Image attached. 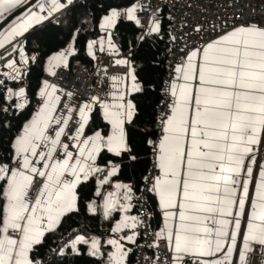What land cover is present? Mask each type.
<instances>
[{
  "label": "snow or ice",
  "instance_id": "1",
  "mask_svg": "<svg viewBox=\"0 0 264 264\" xmlns=\"http://www.w3.org/2000/svg\"><path fill=\"white\" fill-rule=\"evenodd\" d=\"M46 3L39 0L34 6L32 0H0V48L15 42L13 51L19 52L21 65L29 59L23 42L39 52L51 41L60 22L54 13L74 28L77 10L86 7L78 0ZM142 7L113 8L103 17L100 28L108 34V46L114 52L110 30L122 19L143 28L136 16ZM161 20L154 16L147 32L138 37L141 48L147 37L162 31ZM95 43L88 44L89 55L94 56ZM99 43L104 51V39ZM72 52L70 46L49 56V74L55 76V69L67 67ZM134 59L116 61L128 71L126 76L111 77L113 91L104 101L93 97L91 102L75 105L68 92L69 102L58 112V89L44 82L42 106L12 145L15 166L0 160V264H41L36 256L46 245L47 234L79 210L78 185L101 171L97 158L104 152L114 156L131 152L126 125L133 122L136 105L129 97L143 90ZM5 66L11 70L4 73L5 78H22L16 61L9 60ZM174 73L170 114L162 120V134L154 145L158 174L149 189L158 198L165 221L157 239L171 246L175 264H264V21L233 26L202 48L185 53ZM13 96L16 106L24 107V89L8 88L3 99ZM94 104L102 110L105 131L85 135ZM74 111L79 127L68 139L74 141L75 151L62 140ZM117 172L113 164L108 176ZM107 182V178L102 181ZM115 188L123 190L125 203L117 206L115 194L108 193L103 204L105 218L113 212L127 213L134 206L131 185L117 183ZM89 210L96 212L91 204ZM138 223L137 217L125 215L111 231L135 230ZM134 237L135 232L108 239L113 250L107 253V264H128L129 249L121 241L135 242ZM87 243L77 236L65 246L78 254L77 245ZM65 246L52 249L46 264H62ZM100 247V241L93 238L90 254H100Z\"/></svg>",
  "mask_w": 264,
  "mask_h": 264
},
{
  "label": "trees",
  "instance_id": "2",
  "mask_svg": "<svg viewBox=\"0 0 264 264\" xmlns=\"http://www.w3.org/2000/svg\"><path fill=\"white\" fill-rule=\"evenodd\" d=\"M135 0H78L86 7L77 10V22L75 27H70L63 16L56 24V30L52 33L49 44L41 51H33L34 45L25 42V52L37 59L31 63L26 82L13 84V86L27 84V94L30 103L22 109H18L14 101H6L1 97L6 110L0 115V160L10 164L13 160V143L16 136L22 131L23 126L30 119L35 109L37 93L41 87V81L45 74L44 62L52 54L64 48L74 34L76 54L70 59V67L76 64L83 65L89 74L94 68L93 60L87 54V43L100 36V22L111 9H126ZM162 31L147 37V43L140 47L138 37L144 30L132 21L122 19L115 27V39L123 52H129L130 59L134 56V64L142 91L132 96L136 105L133 122L126 125L127 138L131 152L123 153L121 156H114L104 152L98 158L100 167H106L109 163L120 166L118 179L130 182L135 193L142 187L143 179L150 166L151 142L157 137L158 107L162 100V88L166 77V60L163 53L167 47L168 17L164 10L162 15ZM135 41V43L133 42ZM143 69V71H140ZM88 133L95 130L105 131V121L99 109L91 114ZM94 121V122H93ZM134 157V158H133ZM3 182H0L2 184ZM97 184V173L81 183L77 188L78 211L64 217L60 226L47 234L46 245L40 249L36 256L41 264L52 256V249L60 248L70 244L79 235L87 238H99L102 242L113 236L111 230L115 218L106 219L102 213L91 212L89 205L94 204L100 198ZM150 209L154 212L152 225L158 229L161 224L160 214L157 209L155 196L150 198ZM79 253L69 251L67 246L63 248L65 256L62 264H107V253L109 247L102 243L100 256H93L88 252V245L77 246Z\"/></svg>",
  "mask_w": 264,
  "mask_h": 264
},
{
  "label": "built area",
  "instance_id": "3",
  "mask_svg": "<svg viewBox=\"0 0 264 264\" xmlns=\"http://www.w3.org/2000/svg\"><path fill=\"white\" fill-rule=\"evenodd\" d=\"M142 5L139 20L143 29H148L154 16L162 18L164 10L168 17L167 47L163 53L166 60V77L162 88V100L158 107L157 137L151 142L150 166L145 175L142 187L134 195V213L139 221L135 230L125 229L117 233L118 237L133 235L136 245L128 257V264H174L173 254L166 240L157 239L158 230L152 225L154 212L150 209V198L155 196L149 189L152 187L154 176L158 174L156 167L157 151L154 145L161 137L162 120L170 114L173 102L171 84L174 80V68L184 58L185 53L199 47L202 48L206 42L215 39L219 35L230 31L233 26L248 21H264V0H135ZM199 28V30H197ZM175 37V39H172ZM14 46L6 47L0 51V115L6 106L1 101L5 95L8 85L4 73L8 72L5 66L9 60L20 59L18 51H13ZM111 73L125 74L124 66L111 65ZM43 82L58 86L86 101H92L98 91V82L93 74L87 69L76 64L71 68H59L56 75L44 76ZM41 103L35 102L36 108ZM23 108V107H22ZM18 108V109H22ZM79 126L72 123L67 129L68 135ZM14 163V149L13 160ZM104 178L108 177V169L102 172ZM37 190L34 183L33 192ZM191 259L190 257H185Z\"/></svg>",
  "mask_w": 264,
  "mask_h": 264
},
{
  "label": "crops",
  "instance_id": "4",
  "mask_svg": "<svg viewBox=\"0 0 264 264\" xmlns=\"http://www.w3.org/2000/svg\"><path fill=\"white\" fill-rule=\"evenodd\" d=\"M32 1H33V0H32ZM38 2H39V0H38L36 3H34L33 5L35 6ZM133 4H137V5H139V3H137L136 1H134V3H132L129 7H131ZM49 5H50V0H47L46 6H49ZM129 7H127L126 9H128ZM115 9H117V8H115ZM126 9H117V10H119V11H125ZM18 10H19V9H18ZM18 10H17V11H18ZM33 10H34V9H33ZM109 13H110V12H109ZM139 14H140V11H138V12L136 13L137 18L139 17ZM54 16H56V17H58V18L61 17L60 13H54ZM138 19H139V18H138ZM102 20H103V18H102ZM102 20H101V22H102ZM101 22H100V23H101ZM132 22L135 23V21H132ZM139 27H140V26H139ZM142 29H143V28H142ZM143 30H144V32H147L148 29H143ZM114 31H115V28L110 30V32H111V41H112V44H114V45H115V48H116V51H115V52H114L112 49L109 48V46H108V42H107V41H108V34H107L104 30H102L101 28H100V36H99L97 39L90 40V41L87 43V54H88V56H89V57L93 60V62H94V68H93V72H92V74L95 76V78H96V80H97V82H98V91H97L95 97H99L101 101H104V100H106V99H110V97H109L108 94H109V92L113 91V88H112V84H113V82H112V80H111V77H113V76H117V77L126 76V73H127V71H128L127 66H125V65H123V64H117V63H116V61H117V60H120V59H125V58H129V59H130V54H129V52H123V51L120 49L119 44L117 43V41H116V39H115V33H114ZM75 38H76V34L73 35V37L71 38V40L67 43V45H66L64 48H62L61 50H59V51H63V50H65V49L69 48L70 46H71L72 49H73L72 54L69 55V57H68V64H67V67H62V68H71V67H70V59L76 54ZM101 38L104 39V51H100V43H99V41L101 40ZM93 41L96 42V43L94 44V46H93V53H94V56H93V55H89V53H88V44H89L90 42H93ZM14 43H15V42H13V44H7L4 48H0V51H1L2 49H5L6 47L14 46ZM22 46H23V48H24V54H25V56L29 58V59H28V62H27L26 64H24V65H21V64H20V59H16V60H14V61H16V66L19 67V68H21V70H22V78L19 79V80H15V81H14V80H10V79L5 78V81H6L7 85H8V88L13 89V91H19L20 88H23V89H24V96H25V98H26V102L24 103V106H26V105H28V104L30 103V100H29V98H28V94H27V84L24 83V84H22V85H18V86H15V85L13 86V84H18V83L26 82V77H27V74H28V71H29L30 65H31V63L34 62L35 60H32V59L26 54V52H25V42L22 43ZM54 54H55V53H54ZM54 54H52V55H54ZM50 56H51V55H50ZM47 60H48V58H47V59L45 60V62H44V68H45V74H44V76H50V74H49V72H48V70H47V69H48ZM111 65L124 66V67H126L127 71H126L125 74L111 73V72L109 71V67H110ZM58 69H59V68H58ZM58 69H55V71L58 70ZM10 71H11V70L8 68V72H10ZM43 84H44V82L41 81V87H40V89H39V91H38V93H37V96H36V101H39V102L41 103L40 107L42 106V103H43L42 98L40 97V91H41V88L43 87ZM56 87H57V89H58L57 95H60V96H61V103H60V105L57 106V111L59 112V110L62 108V105H63L65 102H69V101L67 100V96H66V93H68V91H66V90H64V89H62V88H60V87H58V86H56ZM8 88H7V89H8ZM5 94H6V93H5ZM134 94H136V93H133V94L130 95L129 98H130L131 100H132V96H133ZM73 100L75 101V105H80V104H82V103H84V102H91V101H86V100L82 99L81 97H79V96H77V95H75V94H73ZM6 101H14V103L17 104V98L14 97V96H13L10 100H6ZM36 101H35V102H36ZM35 102H34V105H35ZM132 102H133V101H132ZM40 107H39V108H40ZM17 108H18V107H17ZM39 108H36V106H35L36 111H35V109H34L35 112L33 111V114H32V116L30 117V119L36 114V112L39 110ZM96 109H99L100 112H101V114H102V110L100 109V107H99L98 104H94V105H93V111H92V113H93ZM92 113H91V114H92ZM30 119H29V120H30ZM29 120H28V121H29ZM28 121H27V122H28ZM27 122H26V123H27ZM72 123H78V114H77L75 111L73 112V118H72V120L69 121V125H68L67 128L65 129V136L62 137V140H63L65 143H68V144L70 145V150L75 151V149H73V148L71 147L72 144L74 143V141H71V140L68 139V137H69L70 135H68V133H67V129L69 128V126H70ZM105 123H106V122H105ZM78 127H79V126H78ZM78 127H77V128H78ZM77 128H76V129H77ZM87 128H88V126L85 128V135H92L93 132H92V133H88V132H87ZM76 129L73 131V133H72L71 135H74V134H75ZM100 131H102V130H100ZM110 154H112V153H110ZM112 155H113V154H112ZM98 158H99V157H98ZM98 158H97V161H96L97 166H99V164H98ZM258 160H261V157H260L259 154H258ZM261 162H264V160H261ZM113 164H114V163H109L106 167H100V166H99V167L101 168V171L96 172V173H97V184H98V188H99V196H100V198H99V200H98L97 202H95V203L92 204V205L96 208V212H99V213H102V214H103V204H104L105 198L108 196V193H110V192L115 194L114 197H113V199H116V200L118 201V205H117V206H119V203H125V201L123 200V190H122V189H121V190H117V189L115 188V184H117V183H120V184H128V185H131V186H132L133 191H132V193H131V196H132L131 203H132V205H134V195H135V190H134V188H133L132 183H130V182H126V181H123V180L118 179V174H119V170H120V166H119L118 164H114V165L118 166V172H117V174L114 175V176H111V177H109V176L106 177L107 180H108V182H107V183H102V181L106 179V178H104V177L102 176V172L104 171V169H108V172H109ZM9 165H10V166H14L13 164H9ZM96 173H94V174H92V175H95ZM92 175L89 177V179L92 177ZM89 179H88V180H89ZM88 180H86V181H88ZM86 181H82V183H83V182H86ZM78 186H79V185H78ZM33 188H34V185H33ZM33 188H32V190H33ZM77 188H78V187H77ZM155 199H156V203H157V209H158V212H159V214H160V218H161V224H160V227L157 229L158 232H160L162 229L165 228V221H164V217H163V214H162V212H161V209H160V207H159V205H158V198H157L156 196H155ZM77 203H78V197H77ZM133 213H134V206H133V207H132L127 213H125V212H113V213H111L110 216H109L108 218H106V219L115 218V221H114V223H113V227H114L115 224H116L117 222H119V221H120L125 215L132 216ZM111 233L113 234V236L110 237V238H118L117 233H113L112 231H111ZM86 238H87V237H86ZM93 238H95V237H93ZM93 238H87L88 243H87L86 245H88V252H89V250L91 249V240H92ZM110 238H108V239H110ZM96 239H98V240L100 241V246H102V243H104L105 246L109 247V251H108V252H110V251L113 250V249H112V246L107 244V240H108V239H106L105 242H102L101 239H99V238H96ZM134 241H135V242H130V241H127V240H123V241H121L122 243L125 244L126 248L129 249V255L133 252V249H134V247H135V245H136V240H134ZM238 242H239V238H238ZM169 246H170V245H169ZM170 248H171V246H170ZM171 250H172V249H171ZM89 253H90V252H89ZM100 254H101V247H100ZM100 254H98V255L100 256ZM172 254H173V256H174V253H173V252H172ZM98 255H96V256H98ZM257 255H258V253H257ZM128 257H129V256H128ZM39 261H40V260H39ZM40 262H41V261H40ZM173 262H174V261H173ZM174 264H175V262H174Z\"/></svg>",
  "mask_w": 264,
  "mask_h": 264
},
{
  "label": "water",
  "instance_id": "5",
  "mask_svg": "<svg viewBox=\"0 0 264 264\" xmlns=\"http://www.w3.org/2000/svg\"><path fill=\"white\" fill-rule=\"evenodd\" d=\"M37 1H38V0H33L32 3L34 4V3H36ZM19 11H23V9H19L18 12H19ZM35 111H36V109H35ZM35 111H34V112H35Z\"/></svg>",
  "mask_w": 264,
  "mask_h": 264
},
{
  "label": "rangeland",
  "instance_id": "6",
  "mask_svg": "<svg viewBox=\"0 0 264 264\" xmlns=\"http://www.w3.org/2000/svg\"><path fill=\"white\" fill-rule=\"evenodd\" d=\"M79 236H82L83 238H84V240H86L87 241V238H86V236H83V235H79ZM78 246V245H77ZM89 252L91 253V249L89 250Z\"/></svg>",
  "mask_w": 264,
  "mask_h": 264
}]
</instances>
